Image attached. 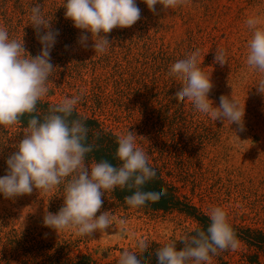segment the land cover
<instances>
[{"label": "rangeland", "instance_id": "1", "mask_svg": "<svg viewBox=\"0 0 264 264\" xmlns=\"http://www.w3.org/2000/svg\"><path fill=\"white\" fill-rule=\"evenodd\" d=\"M64 3L65 0H0V27L7 29L10 39L23 40L31 56L32 45L39 52L42 47L36 32L30 30L33 5H41L52 30H59L50 53L56 69L44 98L59 103L82 92L83 97L75 106L81 113L98 117L118 135L134 132L137 146L150 160L157 158L166 177L202 211L207 213L211 207L219 206L226 211L230 224L264 228V93H259L257 86L264 79V72L246 64L252 35L246 20L253 14L264 18V0H191L188 5L167 12L161 11L158 4L156 13L143 0H136L140 20L131 27L114 28L108 33L110 46L103 54H96L91 47L94 40L90 32L74 27L71 19L65 18ZM82 32L89 36L87 48L78 42ZM162 44L175 54L164 64L161 57L151 54ZM197 48L199 67L211 74L213 82L208 98L214 107L219 106L221 95L233 96L244 105V131L235 123L215 121L198 112L187 99H175L182 82L170 77L168 70ZM217 49L226 52L224 66L214 59ZM116 62L127 69V74H144L148 83L156 82L155 91L150 93L152 100L158 99L157 90H165L171 116L146 110L145 98L140 96L144 88L138 83L116 86L109 75ZM94 77L99 80L93 81ZM180 102L183 105L179 107ZM179 108L183 112H178ZM24 129L19 124L0 126V177L6 175V160L16 151ZM164 132L166 143L162 142ZM86 162L89 166L93 163ZM63 188V184L48 192L34 188L31 194L14 199L0 193V246L5 233L15 230L31 241L39 240V245L60 243L70 246L72 255L87 252L107 262L119 259L126 250L135 251L141 238L168 243L182 238L197 225L179 210L131 208L110 191L102 197L100 212L110 214L113 227L91 237L76 236L71 230L57 233L43 225V217L46 212L57 213L63 206ZM121 220L125 221L123 233ZM242 249L240 242L236 251H223L224 260L239 264ZM7 257L12 264L18 261Z\"/></svg>", "mask_w": 264, "mask_h": 264}, {"label": "clouds", "instance_id": "2", "mask_svg": "<svg viewBox=\"0 0 264 264\" xmlns=\"http://www.w3.org/2000/svg\"><path fill=\"white\" fill-rule=\"evenodd\" d=\"M143 2L156 13L158 4L162 6L161 11L167 12L188 5L191 0ZM63 7L65 18L71 19L74 27L91 33L94 40L91 47L96 54L108 50L107 34L114 28L131 27L141 18L136 0H65ZM30 11V24L42 45L36 56L26 51L23 40L10 39L7 29L0 27V126H14L23 116L30 117L23 138L15 145L16 151L6 160L7 172L0 177V193L7 199H14L31 194L34 188L48 192L63 184V206L55 214L46 212L43 225L57 233L71 230L76 236L91 237L95 232H106L114 226L110 214L100 212L105 192L117 188L134 190L124 199L129 207L138 209L149 202H159L167 196L168 189L143 190L147 183L157 178V172L149 165L145 151L137 146V135L129 130L117 137L115 158L120 162L119 166H113L105 159L89 166L86 155L98 145L88 143L86 120L72 118L75 106L83 97L82 92L51 106L47 114H39L37 104L49 93V78L56 69L50 53L59 30H52L50 21L42 14L41 5H33ZM246 25L252 32L246 64L250 69L264 72V18L253 14L246 20ZM42 29L46 31L42 33ZM88 40L89 36L82 32L78 42L87 48ZM214 59L224 66L227 62L225 50L217 49ZM200 63V49L197 48L170 66L168 75L182 82L175 99H187L198 112L215 121L235 123L240 131H244L245 106L233 96L221 95L219 106L214 107L208 98L213 88L211 74L205 73L199 67ZM257 86L258 92L264 93V79L259 80ZM207 215L211 223L206 231L195 229L194 234L182 237L180 241L184 247L180 250H177L175 240L157 249V264H210L212 256L219 252L236 251L240 242L228 222L226 211L214 206ZM119 223L123 233L125 221ZM136 247L139 256L126 250L120 255L118 264H150L148 258L143 262L140 258L148 252V241L141 238Z\"/></svg>", "mask_w": 264, "mask_h": 264}, {"label": "trees", "instance_id": "3", "mask_svg": "<svg viewBox=\"0 0 264 264\" xmlns=\"http://www.w3.org/2000/svg\"><path fill=\"white\" fill-rule=\"evenodd\" d=\"M30 30L36 32L33 26L30 28ZM33 35L35 36V34ZM32 52H34L32 53V56H36L39 54V48H35V45H32ZM151 54L156 58L161 57L163 64L165 63L166 59L175 55L163 44L159 46L158 49L152 50ZM113 67L114 68L109 75L116 86L138 83V85L143 86L144 88L142 91H140V96H143L145 98L144 102H146L144 108L146 110L152 109L151 111L156 110L158 112V116H171L168 106L169 104L165 97V90L164 93L163 89L161 91H156L159 94L158 99L152 100L150 98L152 91H155L156 82L152 81V84L148 83L144 78V74L141 76H136V73L127 74V69H124L121 63L116 62ZM98 78L99 77H94L93 81H98ZM156 103L159 104V106ZM56 104L58 103L53 102L50 99L43 98L37 104L39 114L41 116L47 114L50 107ZM182 105L183 103L180 102L179 107ZM178 112H183V110L179 108ZM29 118L30 117L28 115L23 116L21 118V122L18 124L21 127H26ZM72 118H81L86 120V126L89 128L88 143L98 145V147L94 149L93 152L86 155V160L99 162L101 159H105L113 166H119L120 162L115 158V152L118 147L117 137L119 135L112 129H109L98 117L94 115L88 116L83 114L78 110L77 107H75ZM97 134H99L98 138ZM165 135L166 134L164 132L162 138V142L164 143H166ZM148 163L156 170L157 178L147 183L143 190L159 191L161 187H166L168 189V194L167 196L162 197L159 202H149L146 206L141 208L152 211L166 212L179 210L184 212L186 215L193 218L197 224L195 228L187 232L185 236L194 234L195 229L206 231L211 223L207 213L190 202L187 196L182 195L179 192L176 184L166 177V175L163 173L162 167L157 164V158L152 161L148 157ZM133 191L134 190H120L117 188L116 190L112 191V193L117 200L125 201L124 198L126 196L132 195ZM231 226L233 227L239 242L243 244V249L240 252L239 264H264V228L244 226L239 224H231ZM21 236L22 235H19L15 230H10L5 233L3 238H1L2 241L0 253L3 257L0 258V264H12L10 263L7 256L17 259L18 261H16L15 264H118L119 259L102 262L100 259L94 257L91 253L87 252L72 255L69 251L70 246L60 243H42L39 245V240L34 239L31 241L30 239H27L26 235H23L22 237ZM180 239L175 240L177 241V250H180L184 247V244L182 241H180ZM148 243V252H145L140 258L142 259V262L144 258H148L150 264H157V257L155 255L156 250L163 247L166 243L155 240H150ZM131 252L136 253L138 256L140 255L138 249ZM211 259L213 260L210 261V264H228V261L224 260L222 252H219L218 255L212 256Z\"/></svg>", "mask_w": 264, "mask_h": 264}]
</instances>
